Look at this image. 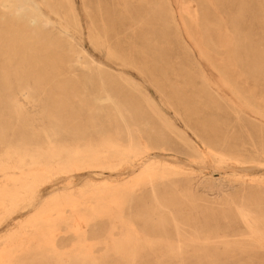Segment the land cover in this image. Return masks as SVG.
Here are the masks:
<instances>
[{
    "label": "rangeland",
    "instance_id": "rangeland-1",
    "mask_svg": "<svg viewBox=\"0 0 264 264\" xmlns=\"http://www.w3.org/2000/svg\"><path fill=\"white\" fill-rule=\"evenodd\" d=\"M204 9L194 0H0V20L38 43L26 64L0 37V264H264V0H206ZM102 22L108 51L96 45ZM54 54L71 69L46 61ZM46 74L63 81L56 93L66 101H47ZM99 75L140 105L152 141L137 129L134 150L116 139L118 93L99 94ZM79 101L109 118L91 122ZM54 106L71 109L85 140L49 117ZM222 141L239 154L207 148ZM185 188L192 198L170 205ZM186 219L181 242L163 233Z\"/></svg>",
    "mask_w": 264,
    "mask_h": 264
},
{
    "label": "bare ground",
    "instance_id": "bare-ground-1",
    "mask_svg": "<svg viewBox=\"0 0 264 264\" xmlns=\"http://www.w3.org/2000/svg\"><path fill=\"white\" fill-rule=\"evenodd\" d=\"M183 1L185 2L186 0H183ZM194 1L196 2V4H198V6L200 8H202L203 12H205L204 6L206 5V0H194ZM240 3L242 5V1ZM73 20L75 21L74 16H73ZM33 22L35 23L36 21H33ZM193 24L196 25L195 23H193ZM197 25L199 26V24H197ZM200 30H201V33L204 34L203 36H204V41L206 42V44H205L206 48L208 50H213L212 43H211L212 42V39L207 35L206 30L203 29L202 26H201V29ZM96 32H97V36L95 37L96 45L100 49H102V50H105V51L110 50L111 48H109L110 47L109 46V42L111 41L110 35L112 34V32H111V30L109 28V24L107 22H102V24H101L100 27H96ZM225 32H226V30H225ZM29 34H32V32L28 33V30L27 29H23L22 30L21 28L11 27V26H8L7 25V22L5 20L4 21L3 20H0V37H1V39L4 40V41H7L8 45H9V48H11L12 45L13 46H16L17 45V48L20 51H18L17 53L13 54L12 56L16 57L17 60L20 61V62H23V60H24V62L26 64H29L30 63V61L28 60L30 54L24 53V51H28L29 49H35V48L37 49V44H38L36 42L37 39L31 38V36ZM66 40H69V39H66ZM51 45H53V43ZM201 53L204 54L203 48L201 50ZM23 55H25L27 57L24 58ZM56 55L57 54L49 55V59L46 60V61L51 62L52 64H54L56 62L57 66H63L65 68H67L68 70H70L71 69L70 68L71 67L70 65L73 62V60H70V61L59 60V58L56 57ZM51 56H54V57H51ZM83 58H85V57H83ZM31 60H33V59H31ZM85 61H87V60H85ZM45 63L46 62H41V61H39L37 59V60H34L33 62H31V65H33V66L38 67V68L41 69V67L43 65H45ZM88 65H86V66H88ZM93 65H91V66H93ZM98 68H99L98 70H99V72L101 74L103 71L100 69V67H98ZM5 69L6 68H4V70ZM48 69H51V68L48 67ZM53 69H51V70H53ZM58 69H59V67H58ZM64 70L65 69H60V70L54 71L57 74V76H55V77H57L58 79H60L63 76ZM94 70H95V68H94ZM95 73H96V70H95ZM37 74H39V73L37 72ZM91 75H92V73H91ZM39 79H41V78H39ZM39 79H37V80H39ZM19 81L20 82L22 81V77H20V80ZM42 82L43 81H41V83ZM44 82H46L47 86L49 88H51V91H49L47 89L48 92H49V94H47V101H61V102L62 101L63 102L66 101L64 96H60V95H58L56 93V91H60L59 89H62L63 88L62 87V86H64L63 81L62 82H60V80L55 81L54 76H50V75H47L46 74V77L44 78ZM59 82L62 83V85ZM108 84H107L106 80L104 79V77H102V75H99V77H98V86H97L98 87V93L99 94H104L109 99H111L110 92L112 90L115 91V93H118V102L115 103L117 105L115 117H117L116 118L117 119L116 121L118 123H116V121L113 120V121H115L114 124L115 123L118 124L117 125L118 126V137H116V139L118 138V141H123L124 143H126L128 145V148L130 150H134V149L138 148V144H139V141H138V139L136 137V132L134 130V129H137V131L140 132L142 135L143 134L146 135L145 136L146 137L145 139L147 141H152V137H149L150 135L145 134L144 129L141 127L142 120L140 119L141 121H139L138 118H137L139 116H143V112H144L142 110V108L140 107V105H139V107L141 109L139 110V107L137 108V106L131 102V99L129 97H124V96H127L124 92L120 93V92H118V89H116L114 86H113L114 88L108 87ZM42 86H43V84H42ZM66 86H67V84H66ZM67 88L69 89L70 87L67 86ZM71 89L74 90V88H71ZM42 90H43V88H42ZM236 95L238 97H241V95L238 92H236ZM71 96H73V95H71ZM75 97L78 98L79 96H75ZM122 97L125 99V101L123 100ZM72 98H74V97H72ZM120 98H122L123 101ZM78 100H76V101H78ZM113 102H115V101H113ZM77 103H79V105L81 107V108L80 107L79 108L82 109L84 111V113H87L88 116H90L89 118H91V120H90L91 122H94L95 119H99V120H100V118L103 119L102 117H108V115H109L106 111H104V109H99V108L95 107L94 105L88 104L85 101H79ZM245 104L246 105H249V106L252 105L251 103L246 102V101H245ZM180 105H181V108H183L184 112L187 115L194 114V111L190 108V106H191L190 103H183V104L180 103ZM15 109L17 110V113L20 114V116H22L21 109H20V106L18 104L15 105ZM53 109H54V112H49V117L50 118H53V120L55 121V123L58 122V125H59V127H61V129H63L67 133L70 132L75 137H78V138H80L82 140H85V138H86L85 137L86 131H85L84 127L81 126L82 124L80 125V123L77 122L78 120H76V118L74 119V117H73L74 114H73V112L71 113V109L69 111V109L66 110L64 107H62V109H64V112L63 113L62 112L61 113H58V112H56V110L58 108L56 109V106H54V108L53 107H49L48 110L51 111ZM256 112L257 113H262V111H260V110H257ZM133 115H134V117L136 116V119H134ZM76 116H78V115L76 114ZM99 120H96V121H99ZM111 121H112V117H111ZM107 122H108V120H107ZM109 123H107V124H109ZM114 127H115V125H114ZM253 127H256V125H253ZM115 128L117 129V127H115ZM5 135H6V133H5ZM222 144L223 145H222V148L220 150H218L217 148H215L212 144H207V148L210 150V152H213V153H215V154H217V155H219L221 157L222 156H227V155H237V154H239V150H238V147L239 146L238 145L233 144V143H228L227 141H222ZM78 160L81 161L82 160L81 157H79ZM146 171L147 170L144 169L143 172H146ZM151 194H153V196L159 201V204L162 205L163 201L161 200V197L159 196V194H156V192H153ZM191 198H192V194L187 190V188H185L183 190V192L180 193V198H179V201L180 202L177 199H173V202L170 203V205H179V203H182L183 204V202L189 201ZM253 198H254V196H253ZM186 221L187 222L185 224L184 223H176L175 225H173L174 226V229L172 231H167V227L172 226L171 222L167 221V222H165L163 224V227L164 228H163L162 231H163V233L165 235H168V233H174V234H176L178 236V238H179L178 240L181 242L180 237H181L182 233L185 232V229L184 228L185 227H191V222H189L188 219H186Z\"/></svg>",
    "mask_w": 264,
    "mask_h": 264
}]
</instances>
